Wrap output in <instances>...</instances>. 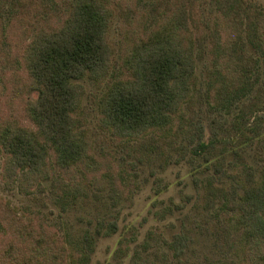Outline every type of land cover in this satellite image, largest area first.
<instances>
[{"label": "rangeland", "instance_id": "374dc122", "mask_svg": "<svg viewBox=\"0 0 264 264\" xmlns=\"http://www.w3.org/2000/svg\"><path fill=\"white\" fill-rule=\"evenodd\" d=\"M104 1L114 12L112 67L101 79L79 81L85 92L75 118L86 152L72 176L53 170L23 189L18 178L1 176L0 149V202L13 222L0 215V264L241 263L229 191L242 194L241 169L259 180L264 167V0ZM69 8L68 0H0V119L33 129L21 54L39 30L59 31ZM233 17L241 28L230 35L251 64L243 69L236 60L223 71L221 26ZM163 40L191 45L189 95L165 128L118 140L101 123V102L132 80L135 51Z\"/></svg>", "mask_w": 264, "mask_h": 264}, {"label": "trees", "instance_id": "16d2710c", "mask_svg": "<svg viewBox=\"0 0 264 264\" xmlns=\"http://www.w3.org/2000/svg\"><path fill=\"white\" fill-rule=\"evenodd\" d=\"M68 5L69 15L62 28L39 30L21 54L24 85L33 95L25 105L33 129L0 119L1 176L6 182L18 178L27 190L51 179L53 170L72 176V167L86 152L75 118L85 92L79 81L86 76L101 79L112 67L114 49L108 33L113 10L104 0H68ZM180 13L182 10L175 16ZM240 28L237 17L221 26L228 33L222 52L229 63L220 66L223 71L231 70L236 60L243 69L251 64L246 55H238L230 35H237ZM258 29L264 47V16L258 18ZM191 51V45L166 40L135 51L132 80L117 84L100 105L101 123L113 137L139 140L173 121L189 95L194 75ZM243 76L241 73L240 78ZM19 95L14 93L15 98ZM238 177L242 194L239 197L234 188L229 193L239 213L236 233L244 244L239 264H264V167L259 180L250 167L241 169ZM1 214L7 223H13L0 202ZM111 226L115 232L116 225ZM175 242L181 245L182 238Z\"/></svg>", "mask_w": 264, "mask_h": 264}]
</instances>
